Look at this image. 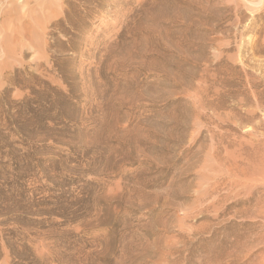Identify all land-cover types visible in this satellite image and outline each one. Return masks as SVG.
Listing matches in <instances>:
<instances>
[{
    "label": "rangeland",
    "instance_id": "obj_1",
    "mask_svg": "<svg viewBox=\"0 0 264 264\" xmlns=\"http://www.w3.org/2000/svg\"><path fill=\"white\" fill-rule=\"evenodd\" d=\"M0 264H264V0H0Z\"/></svg>",
    "mask_w": 264,
    "mask_h": 264
}]
</instances>
